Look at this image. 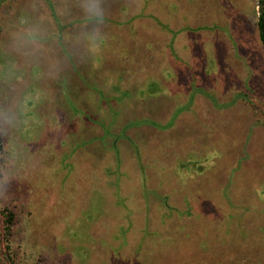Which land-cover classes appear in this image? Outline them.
<instances>
[{
    "label": "rangeland",
    "instance_id": "1",
    "mask_svg": "<svg viewBox=\"0 0 264 264\" xmlns=\"http://www.w3.org/2000/svg\"><path fill=\"white\" fill-rule=\"evenodd\" d=\"M259 0H0V264H264Z\"/></svg>",
    "mask_w": 264,
    "mask_h": 264
},
{
    "label": "clouds",
    "instance_id": "2",
    "mask_svg": "<svg viewBox=\"0 0 264 264\" xmlns=\"http://www.w3.org/2000/svg\"><path fill=\"white\" fill-rule=\"evenodd\" d=\"M80 9L83 16L96 26L90 32H85L82 38L88 45H95L102 35L99 26L106 15L104 0H80Z\"/></svg>",
    "mask_w": 264,
    "mask_h": 264
},
{
    "label": "trees",
    "instance_id": "3",
    "mask_svg": "<svg viewBox=\"0 0 264 264\" xmlns=\"http://www.w3.org/2000/svg\"><path fill=\"white\" fill-rule=\"evenodd\" d=\"M258 4H259V15L257 20V27L262 44L264 46V0H259Z\"/></svg>",
    "mask_w": 264,
    "mask_h": 264
}]
</instances>
